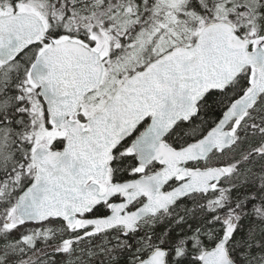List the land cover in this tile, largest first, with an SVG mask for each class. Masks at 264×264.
I'll list each match as a JSON object with an SVG mask.
<instances>
[{"label":"snow or ice","instance_id":"snow-or-ice-1","mask_svg":"<svg viewBox=\"0 0 264 264\" xmlns=\"http://www.w3.org/2000/svg\"><path fill=\"white\" fill-rule=\"evenodd\" d=\"M0 264H264V0H0Z\"/></svg>","mask_w":264,"mask_h":264}]
</instances>
